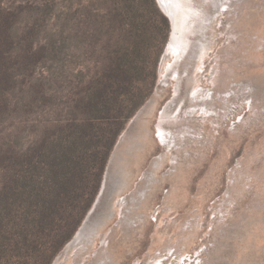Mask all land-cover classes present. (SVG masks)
<instances>
[{
	"label": "rangeland",
	"instance_id": "rangeland-1",
	"mask_svg": "<svg viewBox=\"0 0 264 264\" xmlns=\"http://www.w3.org/2000/svg\"><path fill=\"white\" fill-rule=\"evenodd\" d=\"M189 2L188 50L168 53L167 16L163 46L137 45L126 96L144 103L91 206L25 264H264V0ZM77 6L56 0L45 31ZM89 54L74 74L95 66Z\"/></svg>",
	"mask_w": 264,
	"mask_h": 264
},
{
	"label": "trees",
	"instance_id": "trees-1",
	"mask_svg": "<svg viewBox=\"0 0 264 264\" xmlns=\"http://www.w3.org/2000/svg\"><path fill=\"white\" fill-rule=\"evenodd\" d=\"M15 1L0 0V264L63 241L84 199L86 213L144 103L126 96L137 45L169 32L156 0H77L54 32L56 0ZM81 51L95 66L74 74Z\"/></svg>",
	"mask_w": 264,
	"mask_h": 264
},
{
	"label": "bare ground",
	"instance_id": "bare-ground-1",
	"mask_svg": "<svg viewBox=\"0 0 264 264\" xmlns=\"http://www.w3.org/2000/svg\"><path fill=\"white\" fill-rule=\"evenodd\" d=\"M159 2L171 19L173 26L172 41L169 44L168 53L177 56L190 47V39L187 34L194 30L190 15L195 12V8L191 6L189 0H178L177 2L175 0H159Z\"/></svg>",
	"mask_w": 264,
	"mask_h": 264
},
{
	"label": "water",
	"instance_id": "water-1",
	"mask_svg": "<svg viewBox=\"0 0 264 264\" xmlns=\"http://www.w3.org/2000/svg\"><path fill=\"white\" fill-rule=\"evenodd\" d=\"M156 2H157V4H158L160 10L163 12V14L169 18V16L166 14L165 10L162 8V6H161L159 0H156ZM169 20L171 21L170 18H169ZM172 29H173V28H172ZM95 205H96V204H95Z\"/></svg>",
	"mask_w": 264,
	"mask_h": 264
}]
</instances>
